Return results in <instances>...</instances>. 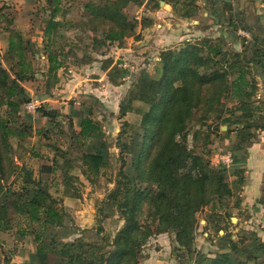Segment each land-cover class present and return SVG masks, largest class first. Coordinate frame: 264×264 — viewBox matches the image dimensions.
I'll use <instances>...</instances> for the list:
<instances>
[{
    "label": "rangeland",
    "instance_id": "rangeland-1",
    "mask_svg": "<svg viewBox=\"0 0 264 264\" xmlns=\"http://www.w3.org/2000/svg\"><path fill=\"white\" fill-rule=\"evenodd\" d=\"M118 1L119 6L115 9L128 18L126 24L136 26V33L121 42L97 44V39L103 38L109 25L100 19L95 20L86 4L103 5L106 0H61L60 11L55 16L61 25L55 31L52 43L58 48L64 66L57 70L56 76H52L48 73L49 58L44 33L52 18V7L48 1L0 0V67L7 70L12 81L14 71L11 68L16 67L18 59L14 54L8 57L7 51L11 38L19 40V36L22 37L25 55L33 65L31 78L18 80L25 89L26 102L23 106L11 111L5 106L0 108V114L6 117L12 112H19L20 121L33 127L32 136L22 140V147L16 139L12 140L14 149L10 155L19 166L26 164L32 168L36 177L49 183H52V178L56 179L57 187L54 186L51 191L60 198L66 212L65 225L50 227L44 232L47 238L44 244L49 247V239L54 236L57 252L30 259L20 250L25 249L28 255L32 246L37 248L34 234L32 229H28L26 236L21 235L24 225L21 227V221L20 225L17 224L18 217L10 207L14 225L9 232L0 233V241L3 242H0V264H60L62 257L69 253L65 250L72 242L76 244L81 240L102 244L103 239L111 242L124 226L121 209L110 201L104 204V201L114 188L121 169L128 174L136 173L132 168L134 154L139 150L136 143L144 135L141 118L149 105L134 100L132 107L128 108L130 113L125 117L130 125L122 131L121 104L130 93L138 90V76L153 77L151 88L157 89L163 75L160 57L164 50L179 51L187 43L204 39L212 43L223 42V51L241 52L245 49L247 57L242 56L241 61L255 74L258 89L253 97L262 101L258 114L263 116L264 122V66L250 61L257 48L264 49V0ZM110 58L114 63L119 62L111 72L115 78L113 81L117 80L119 85L113 84L101 68ZM125 69L129 70V75L122 78ZM229 78L232 79L233 75ZM33 100L41 101L35 112L26 108V104ZM222 101L229 107L236 103L227 101L225 97ZM40 106L60 109L57 125L41 114ZM90 110L101 126L106 148L100 147L98 140L95 147L75 142L81 116ZM242 111L237 110V114ZM39 128H49L48 134L36 133ZM195 128H200L203 133L198 144H203L204 133L211 134L209 144L202 145V149L209 151L206 156L213 166L225 170L231 184L238 178L237 169L247 171L244 161L248 147L264 138L263 126L249 128L247 130L253 136L243 142L244 147H239L242 144V129L237 130L236 124L222 125L221 120L215 121L212 117L204 126L197 125ZM193 136L194 131L189 135V148L195 144ZM99 149L111 164L101 176L92 180L86 172L83 157L86 152ZM228 154L234 159L231 164L223 160ZM54 158L57 171H41L42 166L52 164ZM66 160H70V172L74 175L70 185L66 183L64 173ZM5 164L10 168L9 159L5 160ZM21 184L13 174L6 185L0 187V204L4 199L14 198L10 192L20 189ZM243 191L244 187H233V195L222 200V209L217 211L221 212L218 215L223 216V221L213 214L212 205L198 214L200 226L194 233L193 249L196 251L192 256L184 251H174V234L162 233L143 244V257L138 264H213L219 251L221 254L229 252L231 237L237 240L246 238L241 252L244 257L247 256L248 250L257 246L254 242L264 239V191L248 201ZM245 202L247 205H244ZM9 205L13 207L11 203ZM233 217L237 220L233 221ZM230 218L231 221H228ZM98 226H102V230ZM221 227L225 230L219 231ZM75 264L84 263L80 259Z\"/></svg>",
    "mask_w": 264,
    "mask_h": 264
},
{
    "label": "trees",
    "instance_id": "trees-1",
    "mask_svg": "<svg viewBox=\"0 0 264 264\" xmlns=\"http://www.w3.org/2000/svg\"><path fill=\"white\" fill-rule=\"evenodd\" d=\"M47 1L52 7V18L44 32L45 49L49 58L48 73L56 76L57 70L64 66L59 58L58 48L52 43L54 33L61 25L60 21L55 20L60 11L61 0ZM128 2L141 3L142 0H125V3ZM86 5L95 20L100 19L109 25L103 38L97 39V44L121 42L136 33V26L126 24L128 18L115 9L119 6L118 0H106L103 5L88 2ZM18 38L19 40L11 38L7 51L8 57L14 54L18 59L16 67L11 68L14 79L11 81L7 70L0 67V108L5 106L9 111L13 108L18 110L26 102L25 89L18 80L31 78L33 74V65L25 55L22 37ZM223 47V42L212 43L211 40L204 39L187 43L179 51L164 50L160 57L163 75L156 90L151 88L153 77L138 76V90L130 93L128 99L122 102L120 113L123 120L122 131H125L130 125L125 117L131 111L128 108L132 107V102L138 100L149 105L141 118L144 135L136 143L139 150L135 152L132 164L136 173L128 174L121 169L114 188L104 201V204L110 201L121 209L125 224L111 242L105 239L102 244L81 240L76 244L72 242L65 250L69 253L62 257L60 264H75L80 259L84 264H138L143 257V244L154 235L162 233L174 234V251H184L189 256L196 251L193 244L194 233L200 226L198 214L209 205H212L213 214H220L217 209H222L223 199L233 195V187H244L246 170L237 169L238 178L231 184L226 178L225 170L213 166L206 156L209 151L204 152L202 149V145L209 144L211 134L204 133L203 144H198L203 133L200 128L195 127L204 126L210 117L215 121L221 120L222 125L236 124L237 130L242 129V144L239 147H244L243 142L253 136L247 129L264 127L263 116L258 114L262 101L253 97L258 89L255 74L241 61L246 50L223 51ZM250 61L264 66V49L257 48ZM118 63L110 58L101 67L115 85L120 83L113 81L115 78L112 77V70L117 68ZM128 73L129 70L125 69L121 77L126 78ZM230 75H233L232 79L229 78ZM224 97L227 101L236 103L229 107L228 103L222 101ZM38 109L44 117L57 125L61 112L59 108L47 109L40 106ZM237 110L243 111L237 114ZM225 113L230 114L224 116ZM20 117L19 112H12L8 117L0 114V187L3 188L13 174L17 181L22 182L20 189L10 192L14 198L7 201L4 199L0 204V233L9 232L14 225L10 215L11 207L18 217L17 224L20 225L21 221V227L24 225L21 235L26 236L28 229H32L37 253H56L55 237L49 239L48 247L43 242L47 239L44 232L47 228L65 225L66 212L61 206L60 198L51 191L54 186L57 187L56 179H51L52 185L48 180L36 177L32 168L26 164L19 166L10 155L14 149L13 139L22 147V140L32 136L33 127L20 121ZM48 129L39 128L36 133L48 134ZM192 131L195 144L189 148V135ZM102 136L101 126L94 118L93 111L83 114L75 134V142L95 147L98 140L99 146L106 148ZM8 159L10 168L5 164ZM55 161L56 158L52 164H44L41 171L56 172ZM83 162L92 180L101 176L111 164L101 149L86 152ZM71 166L70 160H66L67 169L64 173L68 185L74 177L70 172ZM262 203L264 204V200ZM223 219V216L218 215L219 221ZM34 226H37L36 229ZM98 228L102 230V226ZM221 229L225 230V227L219 228V231ZM229 239V252L217 254L213 264H252V261L253 264H264L263 241L256 240L254 243L257 246L248 250V255L244 257L241 247L245 245L246 238Z\"/></svg>",
    "mask_w": 264,
    "mask_h": 264
},
{
    "label": "crops",
    "instance_id": "crops-1",
    "mask_svg": "<svg viewBox=\"0 0 264 264\" xmlns=\"http://www.w3.org/2000/svg\"><path fill=\"white\" fill-rule=\"evenodd\" d=\"M264 136V132H263ZM246 152V161H244V166L247 169L246 171V182L244 186L243 195L246 197V201L251 197L262 194L264 191L263 188V179H264V138L260 142L253 143L248 147ZM247 205V202L244 203ZM264 241V239H263ZM25 249L20 250V253L25 256H30L29 258L42 257L43 254L39 255L37 253L36 245L32 246V250L28 255L25 254ZM221 253V251H219ZM219 254V253H218Z\"/></svg>",
    "mask_w": 264,
    "mask_h": 264
},
{
    "label": "built area",
    "instance_id": "built-area-1",
    "mask_svg": "<svg viewBox=\"0 0 264 264\" xmlns=\"http://www.w3.org/2000/svg\"><path fill=\"white\" fill-rule=\"evenodd\" d=\"M40 103H41V101H39V100H33V101L29 102L28 104H26V108H27V110H29L31 112H35L37 109V106L40 105ZM223 160L228 164H231L234 161L233 157L230 154L223 157Z\"/></svg>",
    "mask_w": 264,
    "mask_h": 264
},
{
    "label": "water",
    "instance_id": "water-1",
    "mask_svg": "<svg viewBox=\"0 0 264 264\" xmlns=\"http://www.w3.org/2000/svg\"><path fill=\"white\" fill-rule=\"evenodd\" d=\"M225 1H226V2H231V0H225ZM262 80H263V82H264V76H262ZM224 127H225V126H224ZM232 219H233V221L237 220L236 217H233Z\"/></svg>",
    "mask_w": 264,
    "mask_h": 264
}]
</instances>
